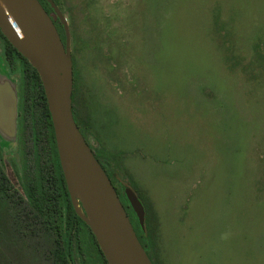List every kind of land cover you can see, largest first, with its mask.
Returning <instances> with one entry per match:
<instances>
[{"label":"rangeland","instance_id":"obj_1","mask_svg":"<svg viewBox=\"0 0 264 264\" xmlns=\"http://www.w3.org/2000/svg\"><path fill=\"white\" fill-rule=\"evenodd\" d=\"M53 2L69 34L75 122L151 262L264 264V0ZM2 52L0 39V63ZM1 81L14 203L0 200V264H54L17 172L19 73Z\"/></svg>","mask_w":264,"mask_h":264},{"label":"water","instance_id":"obj_2","mask_svg":"<svg viewBox=\"0 0 264 264\" xmlns=\"http://www.w3.org/2000/svg\"><path fill=\"white\" fill-rule=\"evenodd\" d=\"M47 2L63 25L65 43L39 0H0V31L40 77L70 201L94 235L107 264H153L74 120L67 24L53 0ZM126 196L142 224L144 211L139 199L129 189Z\"/></svg>","mask_w":264,"mask_h":264},{"label":"trees","instance_id":"obj_3","mask_svg":"<svg viewBox=\"0 0 264 264\" xmlns=\"http://www.w3.org/2000/svg\"><path fill=\"white\" fill-rule=\"evenodd\" d=\"M0 39L3 43L1 60L9 66L10 71L19 73L21 81L17 109V140L21 157L17 172L21 174L25 214L29 215L31 223L38 224L39 230L53 243L51 252L54 264H91L94 262L92 255L95 256V264H107L94 235L76 214L70 201L40 77L1 31ZM72 113L75 120L73 109ZM13 198L9 180L0 162V200L12 204ZM130 211L142 231L131 207ZM90 246L96 248L97 256L95 253L89 255Z\"/></svg>","mask_w":264,"mask_h":264},{"label":"flooded vegetation","instance_id":"obj_4","mask_svg":"<svg viewBox=\"0 0 264 264\" xmlns=\"http://www.w3.org/2000/svg\"><path fill=\"white\" fill-rule=\"evenodd\" d=\"M45 1H47V0H45ZM39 2L41 3V5L43 6V8L47 11V9H46V6H44V4L39 0ZM48 3V2H47ZM49 4V3H48ZM47 13L49 14V12L47 11ZM50 16V15H49ZM51 17V16H50ZM52 21H53V19H52ZM53 23H54V21H53ZM2 58H3V56H2ZM5 69V71H4V69ZM14 73L12 72V71H10L9 70V66L7 67V65H6V63L3 61V60H1V63H0V79L1 80H3V79H7V78H11L12 77V75H13ZM9 81V80H8ZM5 83V81H1V83H0V87H2V85ZM2 94V95H1ZM18 101H19V90L17 91V99H16V106H15V109H16V123H17V109H18ZM0 107H1V111L3 110L4 111V108H5V101H4V97H3V92H0ZM2 120V119H1ZM0 128H3V126L2 127H0ZM2 130V129H1ZM16 131H17V124H16ZM22 190V189H21ZM102 264H104V263H102Z\"/></svg>","mask_w":264,"mask_h":264}]
</instances>
